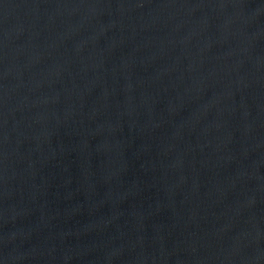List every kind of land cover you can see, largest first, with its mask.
<instances>
[{
    "label": "water",
    "instance_id": "1",
    "mask_svg": "<svg viewBox=\"0 0 264 264\" xmlns=\"http://www.w3.org/2000/svg\"><path fill=\"white\" fill-rule=\"evenodd\" d=\"M0 264H264V0H0Z\"/></svg>",
    "mask_w": 264,
    "mask_h": 264
}]
</instances>
